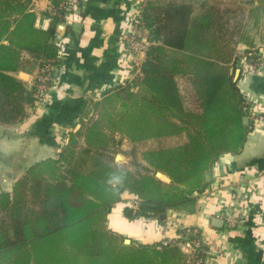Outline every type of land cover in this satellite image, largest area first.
Returning <instances> with one entry per match:
<instances>
[{
    "label": "trees",
    "instance_id": "obj_1",
    "mask_svg": "<svg viewBox=\"0 0 264 264\" xmlns=\"http://www.w3.org/2000/svg\"><path fill=\"white\" fill-rule=\"evenodd\" d=\"M64 1L51 0L50 25L40 28L33 0H0V124L18 122L35 103L34 87L15 75L25 54L40 65L59 61L57 28L71 13ZM222 3L144 1L149 45L136 75L104 92L93 117L69 132L55 157L32 163L11 191H0V264H197L204 258L184 252L182 238L126 243L107 222L126 191L140 199L141 215L193 212L206 172L244 147L252 123L245 121L249 104L237 51L239 44L253 46L246 28L259 21L264 0H246V17ZM124 138L134 146L156 143L141 149L134 170L113 155ZM169 139L180 140L166 144ZM179 233L189 236L187 227Z\"/></svg>",
    "mask_w": 264,
    "mask_h": 264
},
{
    "label": "crops",
    "instance_id": "obj_2",
    "mask_svg": "<svg viewBox=\"0 0 264 264\" xmlns=\"http://www.w3.org/2000/svg\"><path fill=\"white\" fill-rule=\"evenodd\" d=\"M144 1H76L57 28L61 48L51 90L26 107L21 120L0 124V168L16 164L19 171L55 157L69 132L93 117L94 103L104 92L136 75L126 37L130 19ZM50 5L51 0L31 4L40 28L50 25ZM25 55L24 66L15 75L31 88L41 62ZM239 85L249 104L251 114L245 121L252 123V130L239 153L222 155L206 172L207 186L197 194L194 211L170 209L165 218L137 216L127 204L133 194L126 191L108 217L111 230L133 243H161L177 238L180 229L193 227L200 232L204 264H264V121L252 114L264 111V67L257 72L244 69ZM1 190L6 189L0 186ZM216 218L223 222L217 225ZM229 218L236 220L234 226Z\"/></svg>",
    "mask_w": 264,
    "mask_h": 264
},
{
    "label": "built area",
    "instance_id": "obj_3",
    "mask_svg": "<svg viewBox=\"0 0 264 264\" xmlns=\"http://www.w3.org/2000/svg\"><path fill=\"white\" fill-rule=\"evenodd\" d=\"M77 0H66L62 3V6L66 10H73L76 5ZM54 10V6L50 5V11ZM60 44V41L58 40ZM127 51L132 57L133 64L135 66L139 65L145 53L147 51L149 41L146 36V30L142 24L141 20V11L135 13L130 19V29L126 37ZM54 81V64L44 63L41 65L38 74L36 75L33 84L34 87V96L37 101L44 97L52 88ZM255 119L257 121H264V111H258L254 113ZM127 204L131 207L133 212L137 216H141L140 208V199L133 195L130 200L127 201ZM228 223L231 226L236 224L234 218H229ZM187 234L190 236L183 237L182 234H178L177 238L174 239H164L162 244L167 245L169 243L176 242L178 238H182L180 242L181 248L184 252L189 254L203 252V243L201 237L198 235L197 230H191L187 227ZM197 264H204V258H200L197 261Z\"/></svg>",
    "mask_w": 264,
    "mask_h": 264
},
{
    "label": "rangeland",
    "instance_id": "obj_4",
    "mask_svg": "<svg viewBox=\"0 0 264 264\" xmlns=\"http://www.w3.org/2000/svg\"><path fill=\"white\" fill-rule=\"evenodd\" d=\"M220 7L230 8L234 12L238 13L239 15H246L248 14V9L251 7V5L246 3V0H224V3L220 5ZM246 31L249 33L251 40L253 42L252 47H248L246 44H239L238 45V58H239V65L243 68V70H255L256 72L264 67V11L261 13V17L257 23L253 22V20L249 21V24L246 28ZM246 49L253 50V53H247ZM249 64V65H248ZM248 65V66H247ZM250 67V68H249ZM238 68V67H237ZM182 84L187 86V79L181 78ZM192 100V97L189 98ZM255 108V107H253ZM252 108V109H253ZM255 113L252 110V114ZM248 114H251V111H248ZM180 139H169L166 140V144H173L175 142H178ZM82 141V140H81ZM156 143L151 144H142L141 146H134L132 143H130L127 139H121V143L116 147V150L113 152V155L116 157L117 154H122L123 158L125 159L120 162L119 159H116L115 161L118 162L120 165H123L124 167H128L131 169H135V166L132 164L133 160H137L142 162L141 159V149L151 146ZM133 149H135V155L133 153ZM16 164H11L6 166L4 169L0 168V186L4 189L11 191L12 186L14 182L23 177L28 168L27 166H24L21 170H17L15 167ZM1 167V166H0ZM5 171H10L13 174H15V177L13 179H10ZM167 178V177H166ZM165 178V179H166ZM164 181H169L168 178Z\"/></svg>",
    "mask_w": 264,
    "mask_h": 264
},
{
    "label": "water",
    "instance_id": "obj_5",
    "mask_svg": "<svg viewBox=\"0 0 264 264\" xmlns=\"http://www.w3.org/2000/svg\"><path fill=\"white\" fill-rule=\"evenodd\" d=\"M240 72H241V69L240 68H236L235 69V74H234V80H237L238 79V77H239V75H240ZM121 158H123V156L121 155V154H117L116 155V159H119V160H121ZM163 173L162 172H157L156 173V176L158 177V178H160V179H162V180H166L165 179V177L163 178ZM160 218H165V215L163 214V215H161L160 216ZM217 225H220L222 222H223V220L222 219H215V221H214ZM125 242L126 243H130L131 241H130V239L129 238H126L125 239Z\"/></svg>",
    "mask_w": 264,
    "mask_h": 264
},
{
    "label": "clouds",
    "instance_id": "obj_6",
    "mask_svg": "<svg viewBox=\"0 0 264 264\" xmlns=\"http://www.w3.org/2000/svg\"><path fill=\"white\" fill-rule=\"evenodd\" d=\"M120 181H119V179L117 178V183H119Z\"/></svg>",
    "mask_w": 264,
    "mask_h": 264
},
{
    "label": "bare ground",
    "instance_id": "obj_7",
    "mask_svg": "<svg viewBox=\"0 0 264 264\" xmlns=\"http://www.w3.org/2000/svg\"><path fill=\"white\" fill-rule=\"evenodd\" d=\"M164 177L166 178V176H165V175H163V178H164Z\"/></svg>",
    "mask_w": 264,
    "mask_h": 264
}]
</instances>
